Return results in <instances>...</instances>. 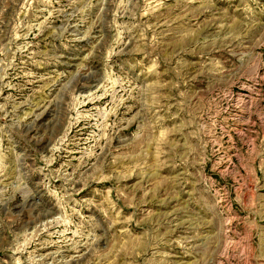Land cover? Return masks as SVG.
I'll return each mask as SVG.
<instances>
[{
    "label": "rangeland",
    "instance_id": "1",
    "mask_svg": "<svg viewBox=\"0 0 264 264\" xmlns=\"http://www.w3.org/2000/svg\"><path fill=\"white\" fill-rule=\"evenodd\" d=\"M0 264H264V0H0Z\"/></svg>",
    "mask_w": 264,
    "mask_h": 264
}]
</instances>
